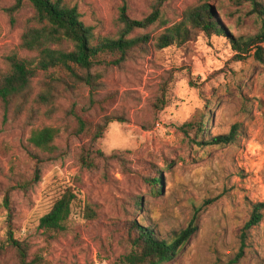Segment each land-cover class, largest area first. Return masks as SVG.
I'll return each instance as SVG.
<instances>
[{"label":"rangeland","instance_id":"obj_1","mask_svg":"<svg viewBox=\"0 0 264 264\" xmlns=\"http://www.w3.org/2000/svg\"><path fill=\"white\" fill-rule=\"evenodd\" d=\"M19 1L0 0V77L11 73V57H37L21 41L39 27L35 9L23 0L11 12ZM65 1L93 29L95 43L118 38L124 6L134 21L159 8L162 21L135 33L150 37L146 52L123 69H100L104 88L96 100L118 94L113 102L90 107V91L83 88L60 97L47 116L34 99L53 71L34 79L27 104L0 101V264H122L134 223L159 240L197 228L164 264H264V218L243 252L240 238L253 206L264 204V16L252 2L234 0ZM258 3L264 7V0ZM205 5L220 36L188 27V42L157 48L167 29ZM231 40L251 46L240 54ZM55 48L69 52L74 46ZM115 114L127 122L111 123L95 139L104 118ZM77 116L88 124L81 135ZM192 121L202 131L186 127ZM45 127L60 130L56 154L30 145L32 132ZM224 136L229 144H211ZM98 150L106 159L86 166L83 157ZM155 176L161 177L158 194ZM67 193L75 196L68 230L52 236L40 228L41 219ZM10 232L27 248L24 262L8 242Z\"/></svg>","mask_w":264,"mask_h":264},{"label":"trees","instance_id":"obj_2","mask_svg":"<svg viewBox=\"0 0 264 264\" xmlns=\"http://www.w3.org/2000/svg\"><path fill=\"white\" fill-rule=\"evenodd\" d=\"M23 0L10 11L16 12L20 9ZM35 9L34 20L39 25L38 28H29L22 37V48L37 53V57L32 60L19 59L17 56L11 57V73L5 77H0V101L9 106L16 101L21 105L27 104L33 96V81L40 73L53 71L45 81L41 83V92L34 101L47 108L46 115L53 116L56 110V102L65 94H75L79 90L86 88L90 91V107L101 102H113L118 94L107 95L103 101L96 100V97L104 88V73L100 69L111 68L123 69L124 66L136 59V55L144 53L149 47L150 37L148 35L134 36L138 30H146L157 22L162 21L159 8H156L153 15L143 21L130 19L126 7H122L119 22L121 30L116 39H104L94 42L93 29L85 25L82 16L76 7H70L65 0H27ZM237 3L252 2L255 12L264 16V7L258 0H234ZM208 5L189 10L185 15V20L166 30L157 40L159 50L167 49L174 45H182L190 39L191 31L188 27L201 30L207 35L220 36L217 24L211 18V11ZM264 35V31L262 33ZM65 42L74 46L72 51L58 50L56 46H62ZM231 45L235 50L244 54L250 42L231 40ZM72 115L76 116L72 110ZM77 134L81 135L88 129V124L77 116ZM114 122H127L125 115H108L104 118V124L99 127L95 139L102 138L106 128ZM191 131L194 127L202 131L201 124L190 122L186 124ZM60 134V130L53 127H45L32 132L30 145L37 150L50 155L56 154L58 148L55 142ZM231 142L228 136L218 137L213 145H226ZM98 159H106L101 151L87 153L83 157V163L96 168ZM123 163L125 170H128ZM152 181L153 194H158L157 182H161V177L155 176ZM74 194L67 193L61 200L56 202L49 214L41 219L40 228L52 236L61 235L68 230L67 224L70 219ZM9 200L6 204L9 207ZM141 209V202L137 203V211ZM264 204L253 206L250 219L244 225L241 232V252L246 247L247 237L250 231L255 229L264 218ZM93 213L89 209L88 217ZM197 228L190 225L187 231L170 240H159L155 233L143 225L134 223L132 246L127 255L122 258V264H164L173 259L181 248L185 247ZM8 242L18 250L23 260L27 258V248L20 241L16 240L13 233H9Z\"/></svg>","mask_w":264,"mask_h":264}]
</instances>
